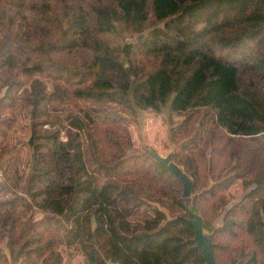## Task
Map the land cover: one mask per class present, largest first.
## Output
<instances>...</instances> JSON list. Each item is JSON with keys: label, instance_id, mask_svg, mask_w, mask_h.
<instances>
[{"label": "trees", "instance_id": "16d2710c", "mask_svg": "<svg viewBox=\"0 0 264 264\" xmlns=\"http://www.w3.org/2000/svg\"><path fill=\"white\" fill-rule=\"evenodd\" d=\"M149 109L189 197L134 145ZM189 209L264 264V0H0V264H204Z\"/></svg>", "mask_w": 264, "mask_h": 264}, {"label": "rangeland", "instance_id": "374dc122", "mask_svg": "<svg viewBox=\"0 0 264 264\" xmlns=\"http://www.w3.org/2000/svg\"><path fill=\"white\" fill-rule=\"evenodd\" d=\"M23 124L26 125V122L24 121ZM129 128L137 149L140 151L150 150L163 157L175 154V152H178L181 157L187 154V149L191 144V139H185L177 145L172 143L169 136L170 125L165 110L157 112L149 109L139 112L135 122H129ZM18 132L20 133L15 136V142L21 144L27 139V127L25 126L24 131L19 130ZM240 192L241 182L238 181L231 187L230 193L239 194ZM60 251L63 258L62 264H85L83 255L74 247H61Z\"/></svg>", "mask_w": 264, "mask_h": 264}, {"label": "water", "instance_id": "95a60500", "mask_svg": "<svg viewBox=\"0 0 264 264\" xmlns=\"http://www.w3.org/2000/svg\"><path fill=\"white\" fill-rule=\"evenodd\" d=\"M149 155L157 162L167 166L169 171L182 182L183 184L182 196L189 197L192 189V180L183 172V170L178 165H176L171 160V156L167 155L163 157L153 151H149ZM189 213L191 217L188 218V221L194 227L193 241L195 243V246L199 249V251L203 255L204 264H217L210 247L211 234L205 231L202 217L199 214L192 212L190 209H189Z\"/></svg>", "mask_w": 264, "mask_h": 264}]
</instances>
